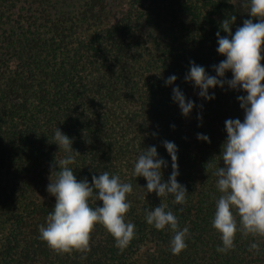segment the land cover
<instances>
[{
  "label": "trees",
  "instance_id": "16d2710c",
  "mask_svg": "<svg viewBox=\"0 0 264 264\" xmlns=\"http://www.w3.org/2000/svg\"><path fill=\"white\" fill-rule=\"evenodd\" d=\"M249 8L250 0H0V264H264V238L238 232L234 249L219 253L211 224L224 122L243 121L236 97L244 93L225 85L204 101L184 81L190 61L215 75L212 66L224 59L215 34L226 36L220 25L233 16V34L246 19L258 22ZM173 74L178 79L166 86ZM176 85L196 103L187 117L171 100ZM56 128L73 140L78 181L107 171L132 184L125 220L136 236L122 253L101 225L88 253L57 254L39 238L55 205L46 191L51 173L65 156L53 143ZM165 140L178 146L184 205L145 194L146 180L132 175L138 155L156 146L167 181ZM160 203L189 229L179 255L170 250L173 232L145 222V209ZM253 242L259 254L249 251Z\"/></svg>",
  "mask_w": 264,
  "mask_h": 264
},
{
  "label": "clouds",
  "instance_id": "9594fccd",
  "mask_svg": "<svg viewBox=\"0 0 264 264\" xmlns=\"http://www.w3.org/2000/svg\"><path fill=\"white\" fill-rule=\"evenodd\" d=\"M250 17L243 21L235 33L225 19L221 30L226 36L217 37V53L224 59L212 66L215 75H210L205 67L189 62V70L184 76L198 89L197 96L204 101L215 99L216 88L225 85L230 90L243 92L236 97L244 112L243 121L239 118L227 119L224 129L227 138L222 145L223 167H218L216 189L220 193L215 200L212 227L219 234L221 245L217 252L228 253L235 247L236 234L243 237L264 238V0H250ZM231 72V79H225ZM178 77L173 74L166 78L165 85L171 86ZM171 100L182 116L187 117L196 107L195 101L188 99L183 90L176 85L172 88ZM202 107V105H201ZM172 127H175L172 125ZM54 142L65 154L56 164L46 191L55 197V205L46 217V223L39 227V238L57 254L91 251V233L101 225L114 239V246L122 253L136 236L135 224L126 222L125 215L131 208L127 200L133 191L131 183L122 182L119 175H110L105 171L87 179L77 180L71 165L75 163L73 140L56 128ZM197 140L210 142L209 137L197 133ZM171 159V174L167 181L163 179L162 168L168 162L159 157L156 146L144 149L137 157L132 175L146 180V193L155 192L159 198L174 197L176 205L186 203L187 189L178 182V146L173 141H163ZM59 169V170H57ZM102 202V206L92 207L90 199ZM167 205L160 203L151 210L145 209V222L157 231L169 229L174 233L170 240L173 255H179L187 248L189 229L179 228L177 216ZM249 251L260 253V244L253 242Z\"/></svg>",
  "mask_w": 264,
  "mask_h": 264
}]
</instances>
